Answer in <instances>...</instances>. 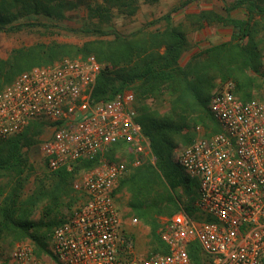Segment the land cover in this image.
<instances>
[{"label": "built area", "instance_id": "built-area-1", "mask_svg": "<svg viewBox=\"0 0 264 264\" xmlns=\"http://www.w3.org/2000/svg\"><path fill=\"white\" fill-rule=\"evenodd\" d=\"M103 69L93 55L64 57L21 72L0 90V141L43 120L51 133L39 153L50 171L97 159L72 181L78 205L51 231L53 264H191V245L204 264H264V101L240 99L232 82L211 94L207 109L216 131L196 125L176 158L196 182L197 217L178 211L161 218L158 236L165 253H141L131 231L138 221L123 217L115 190L127 165L149 157V141L131 90L92 99ZM117 142L125 144L130 159L107 158ZM5 264L47 263L30 243L17 242Z\"/></svg>", "mask_w": 264, "mask_h": 264}, {"label": "trees", "instance_id": "trees-1", "mask_svg": "<svg viewBox=\"0 0 264 264\" xmlns=\"http://www.w3.org/2000/svg\"><path fill=\"white\" fill-rule=\"evenodd\" d=\"M83 3L89 16L104 24L109 21L113 8L128 15L137 11V0H0V32L45 27L40 22L22 20L31 16L63 20L70 8ZM236 8L242 10L243 18L227 16ZM222 10L225 16L203 11L195 18L200 24L230 27V40L193 56L184 66L179 65L178 59L188 43L180 26L129 36L110 31L106 34L112 36L111 40L88 41L81 47L57 42L36 43L13 49L6 59H0V90L32 67L52 64L64 56L93 55L104 64L92 93L93 100L110 99L125 89L133 92L137 121L148 138L150 152L140 165H127L115 193L126 190L131 215L148 227L150 237L157 244L153 252L165 253L158 236L159 217H169L178 211L197 217L196 182L173 161V153L180 144L186 146L192 141L196 125H201L206 132L216 131L207 109L209 90L213 86L210 74L225 72L224 80H232L240 99L258 95L264 101V80L244 74L249 68H256L263 51L264 0H236ZM96 32L103 33L100 29ZM164 98H167V109L161 112L159 107ZM44 126L49 124L43 120L30 121L20 133L0 141V241L9 239L14 243L29 239L37 256L40 252L50 254L51 231L64 221L55 220L54 209L71 198L72 181L97 163V159H92L77 162L70 170L50 171L40 158L47 169L45 175L35 179L34 189L24 197L28 180L35 171L28 149L37 143ZM106 156L111 161L130 159L122 142L111 145ZM73 193L78 201V195ZM38 208L42 219L34 223L29 218ZM188 254L191 264H202L195 245L189 247Z\"/></svg>", "mask_w": 264, "mask_h": 264}, {"label": "rangeland", "instance_id": "rangeland-1", "mask_svg": "<svg viewBox=\"0 0 264 264\" xmlns=\"http://www.w3.org/2000/svg\"><path fill=\"white\" fill-rule=\"evenodd\" d=\"M96 1L100 2V0ZM235 1L236 0H158L155 2H148L146 0H137V11L134 14H122L113 8L110 12L109 21L105 24L98 22L94 17H90L84 3L75 4V7L70 8L66 12V16L63 20L47 19L42 16H31L29 19L23 18L22 20L40 22L45 24V27L31 26L22 28L17 32H0V59H6L13 49L22 47L27 48L36 43L57 42L81 47L83 43L88 41L111 40L112 36L106 34L110 31H115L123 36H129L138 33L162 32L167 26H180L185 32L188 43L187 49L181 53L178 59L179 65L184 66L193 56L204 53L212 46L228 42L231 37L230 27L212 23L200 24L197 22L198 20L195 16L203 11H213L225 16L226 13L222 10L223 7H229ZM227 16L231 18H243V12L238 8L231 9ZM97 29L103 31V33H97ZM262 47L263 51L259 59V64L255 69L249 68V70L244 73L246 76L256 77L258 80H264L261 74V60L264 54V44ZM210 75L213 78V86L209 90V97L224 83L232 82V80H224L225 72L222 74L215 72ZM253 98L261 99L258 95H253ZM159 109L161 112L167 109V98L161 101ZM50 133L51 128L49 126H44L42 134L37 139V143L28 149V158L35 166V171L33 176L28 180L23 192L24 197L34 189L35 179H40L45 175L44 173L47 169L44 168L40 160L39 144L43 139L47 138ZM184 146L185 143L180 144L177 151L173 153V161L175 163H177L176 158L179 151ZM119 155L120 154H117L118 157ZM70 197V199L67 198L64 201L62 207L54 209V216L57 222L67 219L78 205L73 191L70 192ZM127 201L128 194L126 190L121 189L118 191L116 202L124 215L123 217L135 218L129 211ZM42 215L41 209L38 208L32 212L29 220L38 223L42 219ZM163 217L166 216L158 218V223ZM137 221V226L131 228V231L134 233V239L139 251L144 253L156 249L157 244L150 237L148 227L140 223L138 219ZM24 241L30 243L35 251L36 248L31 240L24 239ZM17 242L20 241L14 243L9 239L0 241V264H5L4 260L6 256ZM38 257L44 263H54L53 258L48 253L40 252ZM202 264H204L203 259Z\"/></svg>", "mask_w": 264, "mask_h": 264}]
</instances>
